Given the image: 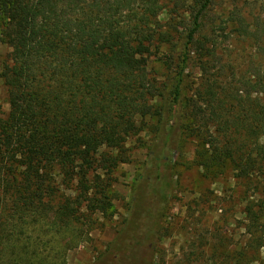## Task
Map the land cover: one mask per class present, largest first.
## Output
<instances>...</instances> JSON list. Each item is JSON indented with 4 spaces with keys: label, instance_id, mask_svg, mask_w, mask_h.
I'll list each match as a JSON object with an SVG mask.
<instances>
[{
    "label": "trees",
    "instance_id": "1",
    "mask_svg": "<svg viewBox=\"0 0 264 264\" xmlns=\"http://www.w3.org/2000/svg\"><path fill=\"white\" fill-rule=\"evenodd\" d=\"M169 1L163 23L161 0H0V43L9 49L0 73L9 104L0 116V264H65L59 256L90 240L98 217H112L113 174L133 162L128 144L142 132L152 136V162L105 264H154L172 139H193L206 171L230 164L239 179L264 176V70L251 61L237 76L224 62L211 14L218 0ZM239 17L235 31L263 55L264 20ZM181 40L159 86L150 58ZM191 59L201 74L194 87ZM246 215L259 225L264 210L249 204ZM244 260L240 252L234 263L212 264Z\"/></svg>",
    "mask_w": 264,
    "mask_h": 264
},
{
    "label": "rangeland",
    "instance_id": "2",
    "mask_svg": "<svg viewBox=\"0 0 264 264\" xmlns=\"http://www.w3.org/2000/svg\"><path fill=\"white\" fill-rule=\"evenodd\" d=\"M161 3L164 10L160 18L165 23L172 15L171 4L169 0H161ZM216 8L211 13L216 21L213 31L224 62L236 71L237 76L245 73L251 61L264 70V54L235 31L241 21L239 15L246 24H252L255 18L264 20V2L218 0ZM184 29L174 34L176 40L185 36ZM181 42L177 49L154 50L149 70L159 86L170 79L171 68L166 58L181 51L185 41ZM8 53L9 49L0 43V73ZM186 65L194 87L201 74L194 60ZM260 97L264 99V94ZM8 111L7 92L0 79V116ZM151 137L142 132L130 140L128 146L133 162L121 165L113 174L116 181L111 182L119 196L114 202L112 217H98V229L91 232V239L82 237L78 247L71 245L59 256L65 264H105L106 247L116 240L124 221L130 217L133 185L140 174H144V167L152 162L148 148ZM196 147L193 139L182 138L179 143L172 139L165 149V161L172 166V187L154 264H212L213 258L221 260L222 256L225 261L235 262V256L240 252L245 253L244 264H264V246L258 250L264 244V217L259 225H255L246 215L249 204L255 205V210H264V176L239 179L230 164L206 171L195 159ZM200 243H203L202 247ZM220 245L223 251L216 250ZM48 252L53 256L57 253L56 250ZM213 253L217 255L212 257Z\"/></svg>",
    "mask_w": 264,
    "mask_h": 264
}]
</instances>
